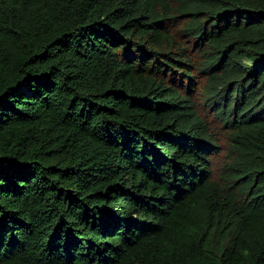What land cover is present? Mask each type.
<instances>
[{
  "label": "trees",
  "instance_id": "1",
  "mask_svg": "<svg viewBox=\"0 0 264 264\" xmlns=\"http://www.w3.org/2000/svg\"><path fill=\"white\" fill-rule=\"evenodd\" d=\"M0 264H264V0H0Z\"/></svg>",
  "mask_w": 264,
  "mask_h": 264
}]
</instances>
